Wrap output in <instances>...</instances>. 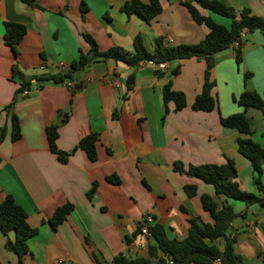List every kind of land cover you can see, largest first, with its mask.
<instances>
[{
	"label": "crops",
	"instance_id": "1",
	"mask_svg": "<svg viewBox=\"0 0 264 264\" xmlns=\"http://www.w3.org/2000/svg\"><path fill=\"white\" fill-rule=\"evenodd\" d=\"M128 1L33 0L31 6L21 0H0V201L11 197L25 213L27 225L36 230L26 241L27 253L21 262L4 246L13 234L0 233V264H94L92 255L104 263L118 254L146 257L143 251L130 253L125 243L146 215L162 226L168 240H183L188 220L210 223L199 197H214V193L200 180L173 172L174 162L186 167L231 160L239 188L256 193L250 166L236 150V140L242 135L221 127L219 118L242 113L250 125V139L262 143L261 112L242 110L232 100L246 90L258 94L264 104V37L258 32L241 33L238 66L232 46L215 55L209 73L215 108L208 113L191 110L202 85L204 62L200 59L171 62L160 70L161 76L150 63L129 68L112 60L100 61L74 76L81 88L72 96L64 82L49 78L76 61L79 52L87 51L82 34L90 36L100 51L119 47L127 52L132 51V39L139 36L144 49L151 52L155 39L165 46L193 45L207 33L203 25L191 20L180 0H156L160 12L147 23L119 11ZM137 1L146 4L149 0ZM217 1L236 13L247 9L251 15L264 17V0ZM196 9L213 23L228 27V20ZM4 23L25 30L16 46L17 55L3 40ZM176 66L179 71L170 79V88L182 93L185 106L174 112L168 103L161 120L160 89L167 81L166 72ZM130 75L134 82L127 92L125 81ZM22 82L28 83L25 96L16 93ZM67 107V120L57 128L55 147L67 153L81 138L95 134L94 162L76 149L66 162L59 163L48 150L45 128ZM10 115L17 119L20 134L13 142ZM109 176L119 183H108ZM260 182L264 185V165ZM92 183L95 191L87 198ZM185 185L195 186V196H185ZM66 203L72 211L51 229L48 219ZM226 203L235 214L243 215L229 229H234L235 253L242 264H264V208Z\"/></svg>",
	"mask_w": 264,
	"mask_h": 264
},
{
	"label": "trees",
	"instance_id": "2",
	"mask_svg": "<svg viewBox=\"0 0 264 264\" xmlns=\"http://www.w3.org/2000/svg\"><path fill=\"white\" fill-rule=\"evenodd\" d=\"M21 1L34 6L33 0ZM180 4L196 25H203L207 29L206 35L197 44L165 46L161 39H155L152 51L147 52L142 45L141 38L135 36L132 39L131 52L124 51L119 47H111L105 51H100L90 36L82 34L81 37L88 47L87 51L85 53L79 52L76 61L49 78L54 83H70L71 88L68 91L72 96L81 88V83L76 81L74 76L100 61L112 60L126 67L134 68L140 63L157 65L191 58L200 59L204 62L202 85L199 94L195 96L191 104V110L204 113L212 111L215 108V101L210 96L213 82L209 80V73L214 65L215 55L228 49L232 43L238 41V46L233 49L234 63L238 66L241 61V33L244 31L247 33L258 32L264 37V17L251 15L247 9H242L236 13L232 8L217 0H180ZM196 7L228 20V27L217 25L208 17L200 15ZM119 11L126 16L135 15L147 23L160 12V6L156 0H149L146 4L137 0H130L124 3ZM3 28L5 44L14 55H17L16 46L25 33L24 28L20 25L8 23H4ZM12 71L17 73L15 65H12ZM178 71V66L168 70L166 72L167 81L160 89L163 104L161 120L168 112L166 108L168 103L173 104L174 112L180 111L185 106L182 93L175 92L170 88V79L176 76ZM155 74L157 76L163 75L160 70H156ZM247 76L244 75V78ZM38 79L45 80L46 78L38 77ZM133 82L132 75L126 78L127 92L131 90ZM27 87L28 83H20V89L16 93L23 92ZM232 100L242 110L247 108L257 109L264 117V104L258 94L244 90L237 98ZM69 104L70 99L68 107ZM68 107L64 111L57 112L54 121L45 128L48 150L55 154L59 163L66 162L67 158L76 149L84 153L88 162H94L96 160L95 143L97 142V135L95 134L81 138L76 147L67 153L58 151L55 147L56 131L59 126L66 122ZM9 122L10 140L13 142L20 136L19 127L14 115L9 116ZM219 124L223 128L235 130L242 135L236 140V150L250 166L251 184L256 193H248L239 188L236 182V171L231 160L227 159L222 165L202 164L186 167L179 162H174L172 164L173 172L200 180L212 187L214 197L207 195L199 197L201 207L208 214L210 223H202L198 219L188 220L186 237L181 241L168 240L162 226L154 223L147 229L150 241L146 257L118 254L112 257L109 263H104L92 255L94 264H169L168 261L171 262L170 264H214L216 261L217 264H242V258L234 251L235 234H232L234 229L232 231H229V229L231 223L237 218H243V215L235 214L226 202L232 200L243 203L246 208L251 205H257L261 209L264 208V185L260 182L262 165H264V139L261 144H257L250 139V125L242 113L219 118ZM2 137L3 129L1 128L0 141ZM105 180L112 185L119 183L115 176L106 177ZM95 187L96 185L92 183L86 193L87 198H91ZM183 192L187 198H191L195 196L196 188L193 185H185L183 186ZM71 211L72 206L68 203L56 208L48 219L50 228L54 230ZM9 232L13 234V239L6 238L4 246L7 250L13 252L21 262L22 256L27 253L26 241L36 234V230L27 225L25 213L14 203L11 197H5L0 201V233L6 236ZM138 234L139 226L136 227L130 238L125 239L126 245L137 239Z\"/></svg>",
	"mask_w": 264,
	"mask_h": 264
},
{
	"label": "built area",
	"instance_id": "3",
	"mask_svg": "<svg viewBox=\"0 0 264 264\" xmlns=\"http://www.w3.org/2000/svg\"><path fill=\"white\" fill-rule=\"evenodd\" d=\"M232 47H237L238 46V41H235L234 43H232L231 45ZM158 70H165L167 68V64L166 63H159L156 65ZM65 87L67 89L71 88V84L68 82H65ZM26 91L22 92V95L25 96L26 95ZM154 224V219L151 216H144L142 218V220L140 221L139 226V234H138V238L133 240L129 245H128V251L130 253L133 252H139V251H143L146 252L147 251V247L150 241V235L148 233V227L150 225ZM168 263L170 264L171 262L168 261ZM53 264H58V262L53 263ZM217 264V261L214 263Z\"/></svg>",
	"mask_w": 264,
	"mask_h": 264
},
{
	"label": "rangeland",
	"instance_id": "4",
	"mask_svg": "<svg viewBox=\"0 0 264 264\" xmlns=\"http://www.w3.org/2000/svg\"><path fill=\"white\" fill-rule=\"evenodd\" d=\"M229 201H231V202H236V201H232V200H229Z\"/></svg>",
	"mask_w": 264,
	"mask_h": 264
}]
</instances>
